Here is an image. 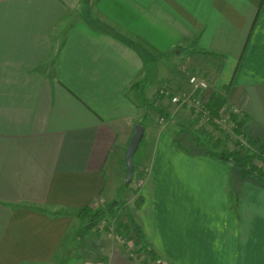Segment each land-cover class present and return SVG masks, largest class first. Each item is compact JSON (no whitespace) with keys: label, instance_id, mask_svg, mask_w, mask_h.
<instances>
[{"label":"crops","instance_id":"0c3cea01","mask_svg":"<svg viewBox=\"0 0 264 264\" xmlns=\"http://www.w3.org/2000/svg\"><path fill=\"white\" fill-rule=\"evenodd\" d=\"M191 74L264 142V0H0V264H57L78 209L120 208L144 117L130 229L172 264H264V183L208 155L196 136L220 138L212 124L160 93L191 91ZM138 254L75 264H152Z\"/></svg>","mask_w":264,"mask_h":264},{"label":"rangeland","instance_id":"374dc122","mask_svg":"<svg viewBox=\"0 0 264 264\" xmlns=\"http://www.w3.org/2000/svg\"><path fill=\"white\" fill-rule=\"evenodd\" d=\"M184 58L187 60L188 53H186V55H184ZM168 65L170 67H172L171 62H169ZM158 108L159 107L156 105L153 108L155 113H158V111H157ZM227 113H228V110L224 112L223 118L221 117L218 119H213V116H212V119H211L212 122H209V123L202 124V122L200 121L201 119H199V121L202 124L201 128L204 130L203 132L208 131L205 128H206V126L211 127V124H212L211 128H213V132H218L217 133L218 137L222 138L221 139L222 140V144H221L222 146L220 148L221 150H229V148L232 147L233 144L235 145L234 149H236L237 148L236 143L238 140L245 141V138L237 137L233 133L232 123L229 119L226 120V117H225ZM143 119H142L143 122H145L147 120L145 117ZM172 123L175 124L178 122L175 120ZM219 133H223V134H219ZM209 134L213 136V139H212L213 142L216 139H220V138H216L215 135L212 134L211 132ZM227 134H228V137L233 136L235 138L234 140H232L233 143L231 141H229L228 144L227 143L225 144L223 137ZM202 135H205V133ZM135 159H136V156H135ZM135 165H136V160H135ZM136 168H135V173H134L133 178H132L130 183L126 182V177H127L128 171H127V167L125 168V174H124V177L122 178V181H121V191L117 197V201L120 204V206L124 205V207H122L123 211L121 212V220L124 222H129V223H132V217H133L130 210L135 209V207L137 206V204H136L137 200L136 199H138V197L141 193L140 192L141 186L143 185V184H141V186L139 185V180L141 178H143V180H144L145 176L149 173L148 172L147 174H145L147 167H141L138 171L136 170ZM134 186H135V188H133ZM104 203H106V202H102L99 204H100V206H102V204H104ZM131 228L132 229H130V230H132V235H131L130 230L128 231V233L126 235H121L117 230V220L113 219V218L112 219H106L105 218L98 223L96 228H94L93 230H89L90 233L87 230L79 231V233L77 231V237L75 236V242L72 245V247L69 249V251L67 252V255L65 256L66 258L63 259L62 261H59L57 264H75V261L77 259L82 258V256H84V257L93 256L94 254L99 253L101 251V249H104L105 252H110L112 250V248H117V249L119 248L120 250H124L128 253H132L135 255H137V253H139V254H142L146 257L149 256L145 252V250L142 249V247L144 246V243L142 240L140 241L138 238L135 223H134V225H132ZM80 232H81V234H80ZM78 234H80V235H78ZM148 244H149V246L153 247L149 243V241H148ZM89 254H91V255H89ZM159 257H160L159 260H153V259L149 258L148 262L152 263V264H172L170 262H167L161 255H159Z\"/></svg>","mask_w":264,"mask_h":264},{"label":"trees","instance_id":"16d2710c","mask_svg":"<svg viewBox=\"0 0 264 264\" xmlns=\"http://www.w3.org/2000/svg\"><path fill=\"white\" fill-rule=\"evenodd\" d=\"M226 103L227 101L223 95L213 92L209 103V109L213 119L221 118V112ZM157 111L161 118L166 115V112L163 109L158 108ZM143 120L139 121L142 125H144ZM231 120L234 124L233 133L237 137L245 138V141H237L236 149L221 150L222 140L216 139L213 142V136L209 133H205L203 136H196L198 143L206 150L208 155L223 162H229L240 168L245 177L253 176L260 183H264V142L246 136L243 132L244 121L238 120L236 114L231 115ZM122 207H124V205L120 206L121 209L115 208L114 206H110L109 208H93L87 206L78 209L76 215L82 219L83 229L87 231L96 228L98 223L105 218L116 219L118 232L121 235H126L130 230V223L121 220ZM137 234L139 240H142L144 243L142 249L145 250L151 259L159 260L160 257L158 253L153 247L149 246L147 238L142 234L140 229H137Z\"/></svg>","mask_w":264,"mask_h":264},{"label":"built area","instance_id":"2783aa9c","mask_svg":"<svg viewBox=\"0 0 264 264\" xmlns=\"http://www.w3.org/2000/svg\"><path fill=\"white\" fill-rule=\"evenodd\" d=\"M188 83L191 86V91L185 93H172L168 86H163L160 89L162 95L170 96L171 101L180 106H186L193 110L196 117L201 119L203 123L211 122L212 115L209 109L211 101V90L214 83L213 77L201 76L199 74H191L188 76ZM240 105H234L226 114V120L231 119L232 114H240ZM223 118V117H222ZM149 168L146 169L147 174ZM143 178L139 180V185L143 184ZM103 202V201H101Z\"/></svg>","mask_w":264,"mask_h":264},{"label":"water","instance_id":"95a60500","mask_svg":"<svg viewBox=\"0 0 264 264\" xmlns=\"http://www.w3.org/2000/svg\"><path fill=\"white\" fill-rule=\"evenodd\" d=\"M145 130L146 129L144 125L140 123L135 125L132 138L126 150L125 163H126V167L128 171L127 177H126L127 183L131 182L133 175L135 173L136 165H135L134 157H135L136 152L139 149L140 143L145 134Z\"/></svg>","mask_w":264,"mask_h":264}]
</instances>
